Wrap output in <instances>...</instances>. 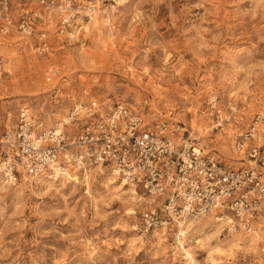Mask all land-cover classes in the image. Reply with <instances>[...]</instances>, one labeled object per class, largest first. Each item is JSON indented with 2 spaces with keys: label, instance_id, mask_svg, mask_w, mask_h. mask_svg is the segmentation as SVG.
<instances>
[{
  "label": "rangeland",
  "instance_id": "obj_1",
  "mask_svg": "<svg viewBox=\"0 0 264 264\" xmlns=\"http://www.w3.org/2000/svg\"><path fill=\"white\" fill-rule=\"evenodd\" d=\"M53 25L45 54L0 26V134L20 105L52 125L82 99L135 109L146 99L227 163L247 162L235 145L264 112V0H126L74 40ZM263 130L247 144L264 143ZM121 182L0 176V264H264V233L229 230V216L138 233L132 211L147 199Z\"/></svg>",
  "mask_w": 264,
  "mask_h": 264
},
{
  "label": "built area",
  "instance_id": "obj_2",
  "mask_svg": "<svg viewBox=\"0 0 264 264\" xmlns=\"http://www.w3.org/2000/svg\"><path fill=\"white\" fill-rule=\"evenodd\" d=\"M124 1L0 0V26L4 34L15 30L45 54L50 23L56 35L74 40L84 20ZM82 94L87 97L86 89ZM143 104L142 109L123 103L105 108L82 99L52 125L20 105L0 134V176L77 183L92 173L113 175L144 191L147 200L132 211L133 229L142 235L206 215L229 216V230H264V143L247 144L264 126V112L239 135L236 151L247 162L235 167L190 137L172 111L160 117L146 99Z\"/></svg>",
  "mask_w": 264,
  "mask_h": 264
},
{
  "label": "bare ground",
  "instance_id": "obj_3",
  "mask_svg": "<svg viewBox=\"0 0 264 264\" xmlns=\"http://www.w3.org/2000/svg\"><path fill=\"white\" fill-rule=\"evenodd\" d=\"M90 21V20H89ZM105 21H107V18L105 19ZM114 177V176H113ZM88 178V176H86L84 179H87ZM115 178V177H114ZM121 185H126V182H124L123 180H122V182H121ZM129 188H130V191H131V194H132V196L134 197V198H136L137 197V195H138V192H137V188H135L133 185H129ZM145 199H146V197H145ZM204 217H207V215L206 216H203V217H200L199 219H201V218H204ZM222 217H226V215H223ZM195 219H187V220H185V221H178L177 223H176V225L178 226V232H181V233H184L185 232V230H184V227H189V224H191L190 222H188V223H185L186 221H194ZM198 220V219H197ZM257 230H259V231H261V232H263L264 233V230H260V229H257ZM255 232V231H254ZM251 233V232H250ZM180 236V235H179ZM181 237V236H180ZM186 257L187 258H189V260L190 261H192V257H191V255H190V253H188V252H186Z\"/></svg>",
  "mask_w": 264,
  "mask_h": 264
}]
</instances>
